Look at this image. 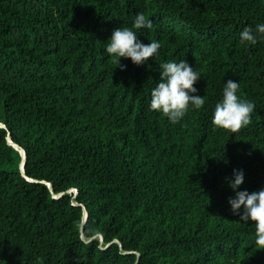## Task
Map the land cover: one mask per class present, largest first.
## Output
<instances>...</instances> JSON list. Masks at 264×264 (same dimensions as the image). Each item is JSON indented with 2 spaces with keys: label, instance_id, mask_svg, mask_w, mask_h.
I'll list each match as a JSON object with an SVG mask.
<instances>
[{
  "label": "trees",
  "instance_id": "1",
  "mask_svg": "<svg viewBox=\"0 0 264 264\" xmlns=\"http://www.w3.org/2000/svg\"><path fill=\"white\" fill-rule=\"evenodd\" d=\"M138 13L160 48L121 70L108 40ZM258 24L264 0H0V264H264L228 203L234 169L238 190L264 188ZM180 60L205 104L173 124L151 91ZM228 80L255 104L239 133L212 122Z\"/></svg>",
  "mask_w": 264,
  "mask_h": 264
},
{
  "label": "clouds",
  "instance_id": "2",
  "mask_svg": "<svg viewBox=\"0 0 264 264\" xmlns=\"http://www.w3.org/2000/svg\"><path fill=\"white\" fill-rule=\"evenodd\" d=\"M153 29L152 21L143 13L135 16L132 28H116L113 30L106 47L107 53L114 57L115 63L120 65V58L130 59L135 65H143L159 51L160 43L151 41L145 45L138 40L133 29ZM250 27H245L240 34V41L248 45L257 43V37L252 34ZM256 32L264 35V25H256ZM160 81L151 91L150 109L161 112L173 124L179 122L193 106L200 109L205 99L199 95L194 84L200 79V74L193 70L187 61L165 62L159 66ZM238 82L228 80L223 89V99L217 103L213 112V124L231 133H239L241 129L251 124V114L254 111V102L242 100L237 92ZM244 183L242 170H233V177L228 180L234 196L229 198L233 215L245 223L251 221L255 225V244L257 250H264V188L249 193L247 190H238Z\"/></svg>",
  "mask_w": 264,
  "mask_h": 264
},
{
  "label": "water",
  "instance_id": "3",
  "mask_svg": "<svg viewBox=\"0 0 264 264\" xmlns=\"http://www.w3.org/2000/svg\"><path fill=\"white\" fill-rule=\"evenodd\" d=\"M0 127H4V125H0ZM7 140H8V144H9V145H11L12 147H14L16 150H19V153H20V156H21V161H20L19 168H20V171H21L22 176L25 177V174H24L25 153H24V151H23L21 148H18V146L15 145V144L10 140V138H7ZM25 178H26V177H25ZM48 187H49V189H50V191H51V186H50L49 184H48ZM52 196H53L54 198H58V197L61 196V194H60V195L52 194ZM84 217L87 218V213H86V211L84 212ZM84 223H85V221L83 222V225H84Z\"/></svg>",
  "mask_w": 264,
  "mask_h": 264
}]
</instances>
